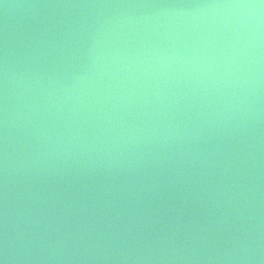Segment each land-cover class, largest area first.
<instances>
[{
	"label": "water",
	"instance_id": "obj_1",
	"mask_svg": "<svg viewBox=\"0 0 264 264\" xmlns=\"http://www.w3.org/2000/svg\"><path fill=\"white\" fill-rule=\"evenodd\" d=\"M0 264H264V0H0Z\"/></svg>",
	"mask_w": 264,
	"mask_h": 264
}]
</instances>
